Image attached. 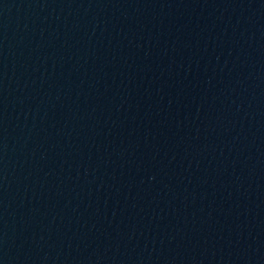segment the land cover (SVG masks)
<instances>
[{
	"label": "water",
	"instance_id": "1",
	"mask_svg": "<svg viewBox=\"0 0 264 264\" xmlns=\"http://www.w3.org/2000/svg\"><path fill=\"white\" fill-rule=\"evenodd\" d=\"M0 264H264V0H0Z\"/></svg>",
	"mask_w": 264,
	"mask_h": 264
}]
</instances>
